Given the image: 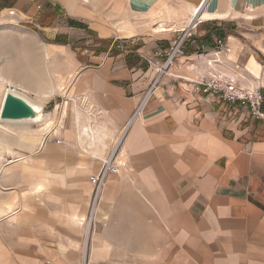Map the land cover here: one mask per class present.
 <instances>
[{
	"label": "crops",
	"instance_id": "obj_1",
	"mask_svg": "<svg viewBox=\"0 0 264 264\" xmlns=\"http://www.w3.org/2000/svg\"><path fill=\"white\" fill-rule=\"evenodd\" d=\"M199 1L0 0V109L49 120L0 124V264H264V119L193 82L264 94V0Z\"/></svg>",
	"mask_w": 264,
	"mask_h": 264
},
{
	"label": "built area",
	"instance_id": "obj_2",
	"mask_svg": "<svg viewBox=\"0 0 264 264\" xmlns=\"http://www.w3.org/2000/svg\"><path fill=\"white\" fill-rule=\"evenodd\" d=\"M182 41L183 37L177 39L167 51L165 61L161 65H155L157 75L149 89L144 94L140 103L135 107L132 117H136L140 114L144 103L156 87L160 76L163 74L172 75L169 69L170 66L174 63L176 55L180 52ZM121 46L122 45H118V47ZM211 62H208V65H211ZM148 63L150 65H153L150 60H148ZM193 82L194 84H196L197 89L201 88L203 92L217 94L229 104L243 105L252 116L264 119V94L259 85L242 87L237 85L234 81L227 80L225 78H222L220 75L211 73L208 74V76L201 77L200 79H196ZM11 88L18 90L14 87ZM118 142L119 139L116 141L112 151L108 154V156H106L102 160L99 171L96 174H92L89 176V181L93 184L91 206H93L94 203L99 199L108 173H115L117 171V169L113 166V162Z\"/></svg>",
	"mask_w": 264,
	"mask_h": 264
},
{
	"label": "water",
	"instance_id": "obj_3",
	"mask_svg": "<svg viewBox=\"0 0 264 264\" xmlns=\"http://www.w3.org/2000/svg\"><path fill=\"white\" fill-rule=\"evenodd\" d=\"M45 112L44 108L34 103L25 93L8 87L0 109V124H37L44 120Z\"/></svg>",
	"mask_w": 264,
	"mask_h": 264
},
{
	"label": "rangeland",
	"instance_id": "obj_4",
	"mask_svg": "<svg viewBox=\"0 0 264 264\" xmlns=\"http://www.w3.org/2000/svg\"><path fill=\"white\" fill-rule=\"evenodd\" d=\"M46 110V109H45ZM49 123V120L47 119H44L42 122L40 123H35V124H25V125H19L17 126L16 128H19V129H37V128H40V127H43L45 126L46 124ZM15 128V129H16ZM4 140L0 139V142L2 143ZM88 248V247H86Z\"/></svg>",
	"mask_w": 264,
	"mask_h": 264
},
{
	"label": "bare ground",
	"instance_id": "obj_5",
	"mask_svg": "<svg viewBox=\"0 0 264 264\" xmlns=\"http://www.w3.org/2000/svg\"><path fill=\"white\" fill-rule=\"evenodd\" d=\"M208 0H200L195 12V17L204 14ZM205 16V15H204ZM162 27V26H161Z\"/></svg>",
	"mask_w": 264,
	"mask_h": 264
}]
</instances>
